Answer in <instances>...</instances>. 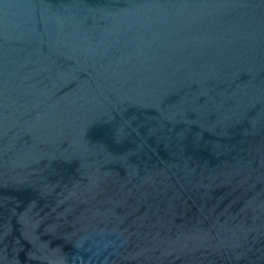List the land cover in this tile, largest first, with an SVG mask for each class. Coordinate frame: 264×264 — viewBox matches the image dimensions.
<instances>
[{"label":"water","instance_id":"95a60500","mask_svg":"<svg viewBox=\"0 0 264 264\" xmlns=\"http://www.w3.org/2000/svg\"><path fill=\"white\" fill-rule=\"evenodd\" d=\"M0 264H264V0H0Z\"/></svg>","mask_w":264,"mask_h":264}]
</instances>
